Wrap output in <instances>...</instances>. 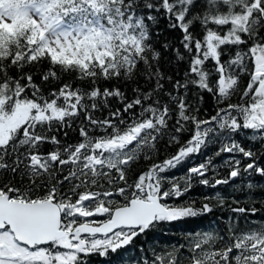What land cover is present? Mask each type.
<instances>
[{
	"label": "snow or ice",
	"instance_id": "6c2138e0",
	"mask_svg": "<svg viewBox=\"0 0 264 264\" xmlns=\"http://www.w3.org/2000/svg\"><path fill=\"white\" fill-rule=\"evenodd\" d=\"M161 16L180 33L175 46L161 44L163 51L151 39ZM163 52L186 68L174 82L167 77L172 89L162 104ZM44 62L40 81L47 94L24 72ZM141 63L154 81L150 91L133 88L129 100L118 87H100L132 80ZM65 74L72 79L62 82ZM243 75L249 79L241 90ZM204 94L216 110L200 118ZM111 98L123 108L96 118ZM70 129L78 132L76 142H66ZM241 131L251 132L258 150L233 138ZM159 142L178 147L130 181L132 166L151 160ZM216 142L215 157L230 154L221 165L227 176L217 178L211 156L183 175L168 174ZM235 153L250 162L242 164ZM262 155L264 0H0V264H85L86 256L115 254L159 224L211 213L207 201L223 207L220 192L205 196L200 207L174 201L197 184L215 189L243 174L264 177ZM249 211L257 209L230 207L233 214ZM238 223L230 216L226 235L187 233V264H264V223L246 229ZM179 251L156 255L151 264H179Z\"/></svg>",
	"mask_w": 264,
	"mask_h": 264
},
{
	"label": "trees",
	"instance_id": "16d2710c",
	"mask_svg": "<svg viewBox=\"0 0 264 264\" xmlns=\"http://www.w3.org/2000/svg\"><path fill=\"white\" fill-rule=\"evenodd\" d=\"M152 43L157 49H161V44L167 40L174 44L178 43L180 36L179 30H170L167 25V21L161 16L158 20V23L151 29ZM159 32L160 35L157 36L155 33ZM48 67L47 62H44L39 66H28L25 67L24 72H31L34 76V79L37 83L42 84L40 81V73L46 70ZM161 71L165 74L164 82V92L160 94L159 99L163 104L168 101L169 97L164 93H167L172 89V82L177 79H180L183 75V72L186 68V65L182 62H177L174 58L172 52H163V56L160 60ZM144 71V65L141 63L135 77L130 81L113 80L109 82L101 81L100 87H118L122 92L125 93L127 99L131 100L134 97L133 88H140L143 92H148L154 87V81H149L142 74ZM12 75H16L15 69L11 72ZM172 77V82L167 80V77ZM72 76L65 74L62 77V82L71 80ZM249 77L243 75L241 77V90L246 86ZM76 83H79L78 81ZM42 87L45 91V94L50 91L48 85L42 84ZM30 94V93H29ZM156 97L154 96L153 99ZM189 99H192L190 94ZM239 100V92L231 98L232 103H237ZM117 108H123V104L118 101L116 98H111L109 101L108 108H101L100 110L94 113L96 118L103 119L108 116L110 111H113ZM216 102L208 94H204V100L200 104V118H206L215 114ZM133 111L139 112L140 109L137 107ZM131 113L125 114V119H130ZM82 119V117H81ZM80 123L78 119L73 125V129L77 127ZM191 126H189V131L185 132L181 136V143L187 140L190 135ZM68 137L66 142L72 143L78 140V132L74 130H68ZM63 138V133L60 134ZM251 136L250 131H241L234 135L239 143L242 144L245 148H253L258 150L260 145L253 143L249 137ZM49 146H45L46 150ZM178 145L175 146H166L163 142L158 143V148L160 151L157 154L153 155L151 160H139L135 163L131 170L128 173L129 180L135 179V177L142 171L146 170L151 163L163 160L166 156L173 154ZM220 147V143L216 142L209 144L199 155L192 156L186 164L182 167L177 168L174 172H169V175H183L187 168L202 162L206 157H213L214 163L218 167V176L217 178H222L227 176L229 169L227 167H221L223 162L229 158L228 153H222L219 157H215L214 153ZM237 159L242 160V164L250 162L246 158H243L239 153L232 154ZM258 163L261 166H264V155L261 156ZM213 176L212 172L208 173V178L211 179ZM249 181L254 185L253 188L249 189L247 187ZM215 192H220L225 197V205L221 207L217 201L210 200L207 201L213 205V211L211 213L198 216L195 218H190L171 224L162 223L156 226L153 230L147 232L146 234L138 236L132 245L121 249L115 254L109 253L107 257H100L97 254L84 257L85 264H143L145 260L148 261V264H151L152 260L156 255L166 256L167 253L171 252L174 248L180 249L177 253V259L179 264H187V258L190 253L187 250L186 234L195 233L197 231H209L214 229L222 230L223 234H227V222L228 218L231 216L233 221H239L238 228L246 229L252 226H258L260 223H264V177L256 174H243L240 177L230 181L227 185H219L215 189L204 187L201 185L194 186L184 197L180 200L174 201L175 203H181L182 200L195 201V206L200 207L204 203L205 196H211ZM113 199H120L122 197L114 196ZM234 201H239V204H235ZM173 201H170V203ZM243 206L248 209L255 207L257 212L255 214L246 212L244 214H233L230 212V207ZM106 217H94L93 219L102 220ZM246 221L248 223H246ZM255 222L253 225L251 222ZM183 245V247H181ZM167 258V257H166Z\"/></svg>",
	"mask_w": 264,
	"mask_h": 264
}]
</instances>
